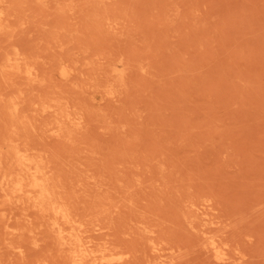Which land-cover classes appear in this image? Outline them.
Returning <instances> with one entry per match:
<instances>
[{
	"label": "rangeland",
	"instance_id": "obj_1",
	"mask_svg": "<svg viewBox=\"0 0 264 264\" xmlns=\"http://www.w3.org/2000/svg\"><path fill=\"white\" fill-rule=\"evenodd\" d=\"M70 237L112 264H264V0H0V264H73Z\"/></svg>",
	"mask_w": 264,
	"mask_h": 264
},
{
	"label": "bare ground",
	"instance_id": "obj_2",
	"mask_svg": "<svg viewBox=\"0 0 264 264\" xmlns=\"http://www.w3.org/2000/svg\"><path fill=\"white\" fill-rule=\"evenodd\" d=\"M17 167L19 169V179L13 181V189L20 196L27 195L32 199L33 204L44 212L53 214L56 221L53 228L61 233L65 224L70 222L67 209L56 202L54 190L49 187V182L42 171L25 154L15 153ZM67 200V199H66ZM71 250L70 258L73 264H112V255L106 252L94 254V251L80 248L79 243L71 237L64 242Z\"/></svg>",
	"mask_w": 264,
	"mask_h": 264
}]
</instances>
